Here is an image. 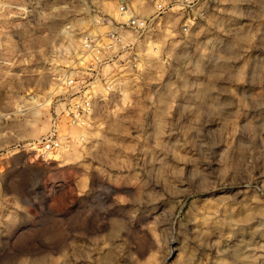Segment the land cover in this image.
<instances>
[{"label":"rangeland","instance_id":"rangeland-1","mask_svg":"<svg viewBox=\"0 0 264 264\" xmlns=\"http://www.w3.org/2000/svg\"><path fill=\"white\" fill-rule=\"evenodd\" d=\"M161 1L0 0V264H264V0Z\"/></svg>","mask_w":264,"mask_h":264},{"label":"built area","instance_id":"built-area-1","mask_svg":"<svg viewBox=\"0 0 264 264\" xmlns=\"http://www.w3.org/2000/svg\"><path fill=\"white\" fill-rule=\"evenodd\" d=\"M190 0H165L161 1L157 4V9L155 13V17H159L162 15L165 11H167L174 3L176 2H189ZM120 12L122 17H127L128 19L125 23H122L121 27L127 26L131 27L137 32L146 30L148 27V21L146 19L140 18L138 15L134 14L133 10H131L127 5H122L120 7ZM119 29V28H118ZM125 41L123 38V35L119 30L112 31L108 33L105 37H87L85 40V48L89 50L90 52H93L97 50L109 52V54L118 55L121 53L123 49H125ZM108 58V60H110ZM111 61V60H110ZM67 88L72 90L71 97L73 99L71 100L70 105L71 107V116L73 119V122L80 121L85 115H89L91 113L90 105L87 100H85L82 95H80L79 99L78 97H75L77 94H82V89L84 88L82 85H79V82L76 81L75 78H70L67 81ZM57 142H55L53 139L48 140L43 150L45 152H49L50 150L57 147Z\"/></svg>","mask_w":264,"mask_h":264},{"label":"bare ground","instance_id":"bare-ground-1","mask_svg":"<svg viewBox=\"0 0 264 264\" xmlns=\"http://www.w3.org/2000/svg\"><path fill=\"white\" fill-rule=\"evenodd\" d=\"M69 74V73H68ZM54 94V93H53ZM47 102V104H50V100H48V101H46ZM63 148V147H62ZM63 150V149H62ZM61 149H60V151H62ZM30 151H35V148H31L30 149ZM49 155L51 156L52 155V153H49ZM54 157V156H53ZM50 160V158H45L44 160H43V162L41 163H39V162H37V165H36V167L38 168V169H44V170H46L47 168H48V163H47V161H49ZM54 160H56V158L54 159Z\"/></svg>","mask_w":264,"mask_h":264}]
</instances>
